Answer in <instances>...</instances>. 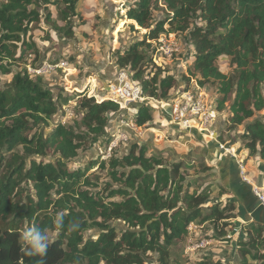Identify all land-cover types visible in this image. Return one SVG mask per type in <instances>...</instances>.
<instances>
[{"label": "trees", "instance_id": "16d2710c", "mask_svg": "<svg viewBox=\"0 0 264 264\" xmlns=\"http://www.w3.org/2000/svg\"><path fill=\"white\" fill-rule=\"evenodd\" d=\"M79 1L0 0V264L20 262L17 241L26 222L51 228L57 211H64L66 226L74 222L79 229L55 239L45 264H145L150 255L157 264H180L173 251L188 238L190 225L208 224L210 238L223 239L238 218L236 203L212 202L211 186L191 191L201 174L214 170L205 163L169 166L163 155L149 154V146L138 143L125 153L120 145L103 159L115 137L108 127L119 104L85 91L72 99L61 91L55 95L41 75L30 73L47 63L33 32L44 21L58 35L74 38ZM114 1L126 2L131 31H143L140 40L111 52L118 70L128 71L145 97L172 100L178 80L155 66L153 55L161 35H183L192 48L183 79L203 88L217 85L221 110L234 93L229 124L244 127L247 159L264 161V122L256 118L264 111V0ZM160 10L164 17L157 20ZM223 57L235 68L232 76L217 65ZM7 76L12 79L2 84ZM66 106L74 117L64 122ZM154 112L141 104L134 122L142 130L153 128ZM95 147L105 153L70 169L81 152ZM193 169L199 179H190ZM217 188L220 198L230 194ZM242 230L239 264H264V224L253 221ZM38 259L23 257L22 264ZM197 264L229 263L205 256Z\"/></svg>", "mask_w": 264, "mask_h": 264}, {"label": "rangeland", "instance_id": "374dc122", "mask_svg": "<svg viewBox=\"0 0 264 264\" xmlns=\"http://www.w3.org/2000/svg\"><path fill=\"white\" fill-rule=\"evenodd\" d=\"M124 5H126L125 1L120 3L114 0H80L77 7L79 18L75 19L78 26L74 29V38L67 39L62 35H58L53 31L51 25L44 21L33 32L32 38L37 43L41 53H43L41 58L43 57L47 61L41 69L42 72L40 75L43 77L45 83L54 90L55 95H58L59 91H61L62 97L68 96L69 99H72L71 95L79 93V91H85L89 96H95L99 100L107 97V85L113 81L114 78L112 77L120 71L115 66L116 64L112 59L111 52L124 50L142 38L143 31L137 28L138 31L132 32L126 24L128 22L126 21L127 10L124 9ZM50 9L55 19L57 12L53 6H50ZM163 17V10L155 13L157 20L163 19ZM58 24L63 25V23ZM176 41L179 44V55L168 66H164L169 75L174 76L178 80L177 87L171 92L172 96L178 95L184 87L193 90L198 85L193 79L189 84L187 83V79H183L184 76L188 77L187 71L192 61V48L185 41L183 35L176 37ZM58 60L67 63V66L57 68V65L55 66L52 61L58 62ZM217 65L223 74L228 76L234 74L235 68L230 65L228 58L223 57L219 59ZM11 79V76L1 77L2 84L9 82ZM207 86L200 88L205 89L207 94L211 96V100L219 108V101L222 100L219 87L217 85ZM233 98L234 93L230 96L224 109L221 110L219 108V120L211 129V131L217 132L215 137L211 138L207 134L192 135L179 132L170 125L168 116L165 113L166 110L162 111L159 106L154 112L153 128L147 130L140 129L139 134H142L140 138H131L129 143L125 145L120 144L121 152H127L133 143H138L139 145L147 144L149 146V154L163 155L169 166L180 161L186 165H195V167L200 163H205L214 170L201 174L200 177L202 179L196 185H193L191 191L211 186L212 202H221L223 198L218 197L219 189L217 187L223 186L216 184L221 178V169L212 166V164L214 162L217 163V161L223 163L224 160L221 158L223 153L221 151L224 152V155L226 154L225 157L228 160V157L234 153L238 154L244 149L243 141L241 140L244 127L231 128L229 124L230 105ZM63 112L65 116L64 122L74 117L73 112L68 106L63 108ZM134 113L133 111L126 113L119 111L113 114L109 124L111 126L110 131L114 130L112 123L115 125L124 116H128L134 120ZM58 118L59 116L56 119ZM256 118L264 122V111L257 114ZM221 146L227 150L231 148L233 150L231 152L221 150ZM100 149L104 151L102 147H95L81 152L79 158L71 165L70 169L84 168L89 161L96 159L101 154ZM254 158L263 161L259 157ZM245 161L246 159H244ZM220 162L217 163L218 167H220ZM245 168L251 171L250 166L249 168ZM98 174L103 181L108 179L105 172ZM189 174L190 179H199L194 169L190 170ZM262 179L260 177V181ZM223 203L226 202L223 201ZM247 223L250 222L246 221L245 223L243 220L237 218L234 220L232 230H229V235L223 239H211L210 236L213 235V232L210 230L211 226L208 224L203 227H197V229L191 231L184 242L174 248L173 256L180 264H197L205 256H211L215 260L229 264H239L240 253L237 244L245 238L242 227ZM88 235L96 236L94 233ZM191 239H207L211 241V244L204 249L191 252L188 249L191 246ZM154 259L155 256L150 255L145 264H157Z\"/></svg>", "mask_w": 264, "mask_h": 264}, {"label": "built area", "instance_id": "2783aa9c", "mask_svg": "<svg viewBox=\"0 0 264 264\" xmlns=\"http://www.w3.org/2000/svg\"><path fill=\"white\" fill-rule=\"evenodd\" d=\"M179 44L176 41L174 34L161 35L156 43V51L153 55V63L155 66L165 69L166 66L172 62L176 56L179 55ZM168 62V63H167ZM67 63L61 62L56 67H65ZM165 66V67H164ZM42 70L32 71L30 73L40 75ZM107 97L102 98L119 104L120 111L123 113L133 111L134 117L138 113L141 104H148L152 107L159 108L162 111L166 110L170 125L176 130L185 134H207L215 137L217 132L211 129L218 122L220 117V110L218 106L211 100V96L207 94L205 89L196 85L193 90L187 89L180 92L175 98L169 101H158L153 98H148L143 95L142 86L136 81L132 80L131 75L125 71L120 70L114 77L113 81L107 85ZM100 99V100H102ZM99 100V99H97ZM126 110V111H125ZM115 137L111 144L105 149L106 154L103 159H107L112 152V149L117 148L120 144H127L131 138L138 139L142 134H139L140 128L128 116H124L114 125ZM225 149L221 146V150ZM228 151V150H226ZM101 154L105 153L100 149ZM240 172L245 182H248L245 175L244 165L240 164ZM253 194L258 203L264 208V190L253 186ZM197 226L191 224L189 232L191 233ZM191 246L189 250L195 252L204 249L211 244L207 239L190 240Z\"/></svg>", "mask_w": 264, "mask_h": 264}, {"label": "crops", "instance_id": "0c3cea01", "mask_svg": "<svg viewBox=\"0 0 264 264\" xmlns=\"http://www.w3.org/2000/svg\"><path fill=\"white\" fill-rule=\"evenodd\" d=\"M112 126L114 128V123H112ZM108 129L111 130V126H109ZM222 150L227 149L225 148ZM232 150L233 149L231 148L228 151L231 152ZM221 153H223V155H221V158L224 160L223 163L219 161L220 167H218V161L217 163L212 162V166L221 169V178L216 182V184H220L230 192V194L222 199V201L236 203L239 220H243L245 223L246 221H256L258 223L264 224V208L258 203L256 197L253 194L252 188L255 186L264 190V161H260L257 158H251L247 160V152L245 150L238 154L234 153L232 156L228 157L229 161L226 160V154L224 155V152L222 151ZM244 159H246L245 162L247 165L245 164ZM241 163H244L245 167H251V171L245 168V171L247 170V175H245V177L248 182L244 181V178L240 172L239 167ZM260 177L263 178L262 181H260ZM195 229H197V227Z\"/></svg>", "mask_w": 264, "mask_h": 264}, {"label": "clouds", "instance_id": "9594fccd", "mask_svg": "<svg viewBox=\"0 0 264 264\" xmlns=\"http://www.w3.org/2000/svg\"><path fill=\"white\" fill-rule=\"evenodd\" d=\"M79 229V224L69 222L65 225L64 211H57L52 219V227H40L35 221L25 223L23 229L19 233L17 243L20 247L22 257L18 264H22L23 257H38L37 264H45L47 252L55 239L62 233H72Z\"/></svg>", "mask_w": 264, "mask_h": 264}]
</instances>
